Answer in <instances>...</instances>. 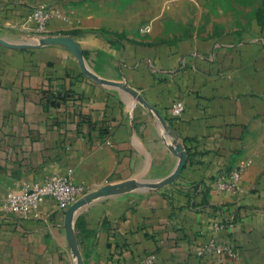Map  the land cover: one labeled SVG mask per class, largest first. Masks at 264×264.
I'll return each instance as SVG.
<instances>
[{"label":"crops","instance_id":"obj_1","mask_svg":"<svg viewBox=\"0 0 264 264\" xmlns=\"http://www.w3.org/2000/svg\"><path fill=\"white\" fill-rule=\"evenodd\" d=\"M199 1L0 0V193L56 173L81 185L82 264H264V26L162 40ZM39 6L60 14L42 34ZM56 36L77 49L46 41ZM64 90L79 99L54 105ZM177 100L185 112L171 121ZM243 165L238 191L213 187ZM40 213L0 212V264H72L65 211L46 201ZM211 239L234 255L198 256Z\"/></svg>","mask_w":264,"mask_h":264},{"label":"built area","instance_id":"obj_2","mask_svg":"<svg viewBox=\"0 0 264 264\" xmlns=\"http://www.w3.org/2000/svg\"><path fill=\"white\" fill-rule=\"evenodd\" d=\"M52 16H59L57 12H49L43 6L35 7L31 10L30 19L34 26V31L38 34L46 32L47 25ZM144 28L142 31L146 32ZM185 112L184 103L177 100L169 108L171 121L181 118ZM170 123V122H169ZM245 166L233 169L225 173H220L213 181V187L221 192L238 191L239 181ZM83 188L76 184L72 178L66 174H51L43 177L40 181L24 183L18 191L6 190L0 193V212L4 215L15 217L18 223L25 220H39L41 218L40 209L46 201H51L58 211H65L71 204L80 198ZM235 217L224 220V223H214L212 229L219 232L225 227H231L235 223ZM215 253L233 256L230 246L211 239L207 244L196 249L198 256ZM154 254H144L137 258L135 264H155Z\"/></svg>","mask_w":264,"mask_h":264},{"label":"rangeland","instance_id":"obj_3","mask_svg":"<svg viewBox=\"0 0 264 264\" xmlns=\"http://www.w3.org/2000/svg\"><path fill=\"white\" fill-rule=\"evenodd\" d=\"M182 15L186 19L169 21L167 26L178 34L163 36L162 40L174 41L189 33L199 39H238L264 26V0H200L197 5L185 4ZM173 146L169 139L171 154ZM71 229L74 236V227ZM72 264H76L73 253Z\"/></svg>","mask_w":264,"mask_h":264},{"label":"water","instance_id":"obj_4","mask_svg":"<svg viewBox=\"0 0 264 264\" xmlns=\"http://www.w3.org/2000/svg\"><path fill=\"white\" fill-rule=\"evenodd\" d=\"M46 41L50 42V43H53V44L65 45V46H67V47H69L70 49H73V50L77 49L76 48V44L70 38L65 37V36L50 37ZM178 150H179L178 148L175 149L174 154L177 155ZM180 167H181V164H179L177 166V169L175 170V172H174L172 177L166 178V179H162V180L158 181L157 182V186H162V185H165V184H168V183L172 182L174 180V177L176 176V173L179 171ZM84 204H85V199L79 198L65 210V225L68 228V237L70 239L71 249H72V253H73L74 257H75L76 264H82V263H81V259H80L78 251L75 250V248L77 246H76V243H75L74 236L72 235V229L71 228L73 227V225L71 223H72V219L77 214L78 210Z\"/></svg>","mask_w":264,"mask_h":264},{"label":"trees","instance_id":"obj_5","mask_svg":"<svg viewBox=\"0 0 264 264\" xmlns=\"http://www.w3.org/2000/svg\"><path fill=\"white\" fill-rule=\"evenodd\" d=\"M67 98H68V100L70 99L73 102L79 99L76 95L64 90V91H60L59 93H57L56 96L54 95V103L53 104L58 105V104L64 103L67 100ZM99 134H101V135L105 134V130L100 129Z\"/></svg>","mask_w":264,"mask_h":264}]
</instances>
